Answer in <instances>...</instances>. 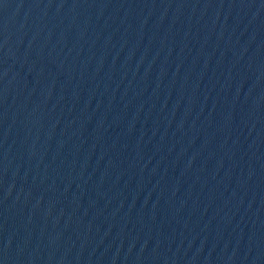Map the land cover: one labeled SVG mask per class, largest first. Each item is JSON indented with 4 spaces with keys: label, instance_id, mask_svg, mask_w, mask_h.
<instances>
[{
    "label": "water",
    "instance_id": "95a60500",
    "mask_svg": "<svg viewBox=\"0 0 264 264\" xmlns=\"http://www.w3.org/2000/svg\"><path fill=\"white\" fill-rule=\"evenodd\" d=\"M0 264H264V0H0Z\"/></svg>",
    "mask_w": 264,
    "mask_h": 264
}]
</instances>
